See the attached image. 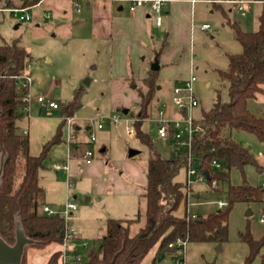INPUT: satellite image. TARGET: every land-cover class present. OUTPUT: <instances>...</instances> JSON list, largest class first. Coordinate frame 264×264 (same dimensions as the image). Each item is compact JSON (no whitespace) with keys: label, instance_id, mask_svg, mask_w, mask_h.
<instances>
[{"label":"rangeland","instance_id":"1","mask_svg":"<svg viewBox=\"0 0 264 264\" xmlns=\"http://www.w3.org/2000/svg\"><path fill=\"white\" fill-rule=\"evenodd\" d=\"M258 1L251 3L250 9L246 12L238 9V5L233 0H219L215 4L200 3L196 9L191 53L186 51L181 56H175L173 50H164L166 46L163 48L162 55L159 57L162 68L156 72L158 86L152 109L149 118L145 119L141 126V129L150 135L163 156H173V149L171 142L158 135L154 119L159 117V105L161 102H166L168 115L176 116L177 114H172L170 110L171 107L174 110L171 90L181 84L191 73L197 76L194 88L200 100L199 105L193 110L196 118H201L203 111L213 106L219 94L223 101L229 100L228 83L221 80L219 70L228 68L230 54L241 53L243 50V45L237 39L236 30L232 24L236 21L244 31H256L259 28L258 17L264 3V0ZM123 3L126 5V2ZM34 4V0H0V6L4 7L24 8ZM80 4L82 12H78L74 5L73 22H69L73 27L71 36L55 34L54 30L46 25H41L42 30H39L33 19L20 20V14L15 16L10 12L0 11V44L17 39L31 54L29 58L31 76L29 116L36 114L39 110L41 104L37 102V97L40 95L45 96L49 101L58 102L60 107L56 113L60 116L65 115L67 103L73 98L76 90L82 87V106L72 116L75 119H73V127L79 142H74L72 148L75 149L78 144H81L80 148L83 151L90 148L93 157L101 158L104 156L102 148L106 147V156L110 159L120 160L126 156L134 160V164L129 167L133 166L137 169L138 180L135 184L142 187L144 185L142 178L147 176L149 150L148 146L140 141L135 133H129V130H135L134 116L139 110L140 90L143 93L147 91L143 80L151 69L150 61L154 58L153 48L160 49L165 43L164 28L155 26L154 41L148 43L147 50L133 61L131 68L137 85L134 88L126 81L125 76H121L117 69H113L111 45L108 40H99L92 36L89 26L91 14L87 1L80 0ZM162 14L164 15L163 11ZM203 23H209L212 28L202 30L200 25ZM170 75L179 77L166 80ZM86 80H89V83H86ZM248 106L257 115L264 114V94H260L258 99L250 100ZM126 108L128 112L124 113ZM114 115H118V121L113 120ZM102 117H105L103 127L99 128L98 123ZM27 119H23V123L27 122ZM76 125L80 128L76 129ZM67 126L66 124L64 128L66 140ZM88 126L92 127L95 140H90ZM232 135L252 153L258 162L264 161V144L255 134L234 130ZM131 150H136L138 153L130 157ZM63 160L66 162L69 160L66 141L51 149L49 169L43 171L50 177L54 173V163ZM116 163L127 168L123 162ZM187 171V166L182 167L175 178L184 185L187 194V201H183L177 210L180 216H184L187 212L189 216L215 212L222 209L218 206L219 200L225 201L227 205L223 209L227 208L229 184H239L243 181L241 171L233 168L230 178L225 181L217 176L211 179L210 183L204 179H198L190 185L187 183ZM64 172L62 171L61 178ZM245 174L248 181L253 184L264 180V169L260 172L254 164L245 166ZM123 177L126 178L125 175ZM118 187L121 188L119 185ZM87 197L89 193L84 190L74 191L68 197L77 205V210L75 209L76 211L68 216V220L74 222L72 227L80 236L69 242L68 251L74 246L77 254L83 257L82 264L87 263L88 253L98 248L101 237L106 233L105 222L77 218V212L83 206L94 205V200L87 201ZM67 200L60 209L53 210L66 216ZM141 207L143 213L145 209L143 200ZM249 211L251 214H248ZM262 217H264V202H235L229 217L228 241L222 243L221 249L217 248L219 244L215 242H189L186 249L187 264H244L249 254V245L241 239V234L249 227L254 238L260 239L264 235ZM144 223V217L141 221L133 223L131 234H136ZM83 242H87L86 247ZM53 248L54 246L50 245L40 250L28 245L23 264H47L54 252ZM62 252L64 248L61 249ZM263 252L264 248L251 264H264ZM177 254V249L162 251L159 249V244H156L140 264H177Z\"/></svg>","mask_w":264,"mask_h":264},{"label":"trees","instance_id":"2","mask_svg":"<svg viewBox=\"0 0 264 264\" xmlns=\"http://www.w3.org/2000/svg\"><path fill=\"white\" fill-rule=\"evenodd\" d=\"M258 19L256 31H244L238 22H233L243 50L230 54L228 68L219 70L221 80L228 83L229 100L223 101L219 94L213 106L196 119L203 132L193 140V153L199 167L208 172L207 183L217 176L223 181L229 179L233 168L243 175L241 184H229L228 207L196 217L189 216L188 212L184 216L177 214L181 203L187 201V194L184 185L175 178L186 166L187 159L163 156L150 135L141 129L150 116L158 86L156 72L159 69L151 68L143 80L147 91L140 90L139 110L134 116L135 135L149 150L148 182L141 195L145 209L133 218H108L106 234L101 237L98 248L88 253L86 264H112L114 258L115 264H140L156 244L162 251H174L179 237L188 242L222 244L229 238L232 205L238 201L264 202V184L250 183L245 174L248 164H254L260 172L263 166L232 135L234 130L250 132L264 144V116L259 117L248 106L250 100L264 93V3ZM165 46L166 42L160 49L153 48L155 58L161 56ZM30 57L20 40L0 44V235L13 244L20 219L26 235L34 240L30 246L43 250L65 240V216L40 211L45 196L40 171L49 168L51 149L66 141V119L60 121L53 137L42 145L41 152L32 154L29 134L20 126V121L28 115L25 110L28 102L24 100L27 91L20 76L29 69ZM128 82L137 87L132 75ZM81 97L82 87L67 103V116H73L82 106ZM213 160L221 163L220 169L214 167ZM142 217L144 225L136 234H131V225ZM241 239L249 245L244 264H251L264 248V235L255 239L247 227ZM60 255L61 250L54 251L47 264H57Z\"/></svg>","mask_w":264,"mask_h":264},{"label":"crops","instance_id":"3","mask_svg":"<svg viewBox=\"0 0 264 264\" xmlns=\"http://www.w3.org/2000/svg\"><path fill=\"white\" fill-rule=\"evenodd\" d=\"M85 1H87L90 9L91 20L89 26L92 36L99 40H108L111 45L112 67L117 69L121 76H125L126 81L131 75L133 76L131 68L133 61L147 50L148 43L154 41L156 27L164 28L166 42L164 50H173L175 56H181L186 51L191 53L198 4L218 3V1L214 2V0H212L213 2L210 0H166L163 7V22L161 26H158L149 5L131 12L128 1ZM76 2V0H38L33 6L27 7V12L29 14L31 12L32 16L26 21L33 19L38 29L41 25H46L49 29L54 30L55 34L71 36L73 27L69 22H73L74 5L78 12H82L81 6L80 10H78ZM123 2H126V5ZM201 26L202 24L200 28L205 30ZM39 30L42 29L40 28ZM155 60H158L160 64L159 58H155L154 55V58L150 61V66ZM129 70H131L130 73ZM177 77L179 76L170 75L166 80ZM172 94L173 89L171 90V97ZM57 109L45 108L41 105L36 114L29 116V113L23 118H28L27 122L23 123V119L20 121L22 131L27 130L29 134L32 154L37 155L41 152L42 145L53 137L60 121L67 117L66 113L62 116L56 113ZM125 110L124 113H127ZM170 110L172 114H177L175 108L173 110L171 107ZM262 116H264L263 113ZM75 127L76 129L80 128L77 125ZM90 127H87L88 130H90ZM80 146L81 144H78L74 149L73 156L67 162L68 172H64L62 178L60 175L64 170H58L54 165V173L50 177L43 171L46 169L40 171V183L45 188L42 205L47 204L54 210L60 209L72 192L84 190V192L89 193L87 201L91 202L94 200V205L86 204L83 206L77 212L78 219L99 220L105 222L106 225L107 219L110 217H135L142 208L143 199L141 195L148 182L147 176L142 178L144 182L142 188L135 184L136 180H138L137 169L133 166L129 167L134 164V160H130L126 156L120 160L116 158L110 159V157L106 156V147L102 148L103 157L95 158L92 156L84 158V152L90 148H86L83 151ZM117 161L125 163L127 168L122 164L116 163ZM259 163L264 169V161H259ZM123 175H125V179ZM262 182L264 180L255 184ZM70 222L72 225L74 224L73 221ZM76 235L80 238L77 231ZM53 246L52 251L61 250L64 247L62 244H53Z\"/></svg>","mask_w":264,"mask_h":264},{"label":"built area","instance_id":"4","mask_svg":"<svg viewBox=\"0 0 264 264\" xmlns=\"http://www.w3.org/2000/svg\"><path fill=\"white\" fill-rule=\"evenodd\" d=\"M76 5L78 10H80L81 4L79 0H76ZM118 1H128L129 2V10L131 12H135L138 8L143 7L145 5H149L155 17V22L158 26L162 25L163 22V7L166 3V0H118ZM213 2L212 0H210ZM219 1V0H214ZM258 0H233L234 3L238 5V9L241 11H248L250 9V4L256 2ZM1 12H10L13 15H19L20 20H29L31 15L27 12V7H4L0 6ZM203 29L207 30L212 28L209 23H204L201 26ZM22 79V86L26 89V94L24 96V100L28 102L25 110L29 114L31 111L30 108V86H31V76L29 74V69L20 76ZM197 81V76L194 73H191L189 77H187L181 84L176 85L173 88V94L171 97L172 104L177 111L176 116L168 115V106L166 102H161L158 107L159 117L155 118L154 121L157 126L158 135L160 138L171 142L172 144V154L174 157L177 158H185L187 159V176L188 182L190 185L194 182L199 180H206L208 176L205 174L206 171L202 170L198 165V160L193 153V140L195 136L199 133L203 132V127L196 122V117L193 115V110L199 105L200 100L199 96L197 95L194 84ZM37 101L45 108H59L60 104L55 101H49L46 99L45 96H38ZM105 117H102L98 123V127H103V120ZM66 124L68 125V138L66 143L68 145L69 151V158L73 156L74 149L72 148V144L74 142H79L75 130H74V123L73 117L67 116ZM118 115H114L113 120L118 121ZM27 133V130L23 131ZM129 133H135L134 129H130ZM95 133L92 131L90 127V140H95ZM93 152L91 149H87L83 157L89 158L92 157ZM213 165L215 168L220 169L221 163L217 160H213ZM54 167L58 170H64L68 172V164L65 161L56 162ZM227 205V203L223 200L218 201V206L223 208ZM66 211H65V218L67 220L66 232H65V240L62 243L64 246V252L61 253L59 257V264H82L83 257L81 254H77L76 248L72 246L70 251H68L69 242L77 238L76 231L72 227V223L69 222L68 216L77 209V205L71 201L67 200L66 202ZM41 212L46 213L48 215L57 214L59 212L54 211L49 205L44 204L41 206ZM196 217V214L193 215ZM261 221L264 222V217L261 218ZM189 244L188 241L184 240L183 238L179 237L174 246L178 250L177 254V264H187V255L186 249L187 245ZM83 245L86 247L87 242H83Z\"/></svg>","mask_w":264,"mask_h":264},{"label":"water","instance_id":"5","mask_svg":"<svg viewBox=\"0 0 264 264\" xmlns=\"http://www.w3.org/2000/svg\"><path fill=\"white\" fill-rule=\"evenodd\" d=\"M151 68L155 70L160 69L158 60H155ZM86 83H89V80H86ZM125 112H128V110L126 109ZM258 116L261 117L262 114H259ZM137 153L136 150H131L130 156H134ZM205 174L208 176V172H205ZM248 214H251V212L249 211ZM30 244H34V240L26 235L24 226L21 220L18 219L16 240L13 244H10L0 235V264H22L26 253V247ZM217 248L221 249L222 244H219ZM112 264H115V258L112 261Z\"/></svg>","mask_w":264,"mask_h":264}]
</instances>
